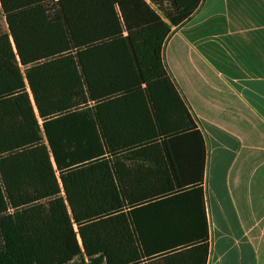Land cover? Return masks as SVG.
<instances>
[{
	"label": "trees",
	"instance_id": "obj_1",
	"mask_svg": "<svg viewBox=\"0 0 264 264\" xmlns=\"http://www.w3.org/2000/svg\"><path fill=\"white\" fill-rule=\"evenodd\" d=\"M203 1L0 0V264H206V138L163 62Z\"/></svg>",
	"mask_w": 264,
	"mask_h": 264
},
{
	"label": "crops",
	"instance_id": "obj_2",
	"mask_svg": "<svg viewBox=\"0 0 264 264\" xmlns=\"http://www.w3.org/2000/svg\"><path fill=\"white\" fill-rule=\"evenodd\" d=\"M163 62L206 138V264H264V0H204Z\"/></svg>",
	"mask_w": 264,
	"mask_h": 264
},
{
	"label": "rangeland",
	"instance_id": "obj_3",
	"mask_svg": "<svg viewBox=\"0 0 264 264\" xmlns=\"http://www.w3.org/2000/svg\"><path fill=\"white\" fill-rule=\"evenodd\" d=\"M0 29H2L3 31H6V25L4 23L1 13H0ZM72 264H82V263L79 259H77Z\"/></svg>",
	"mask_w": 264,
	"mask_h": 264
},
{
	"label": "water",
	"instance_id": "obj_4",
	"mask_svg": "<svg viewBox=\"0 0 264 264\" xmlns=\"http://www.w3.org/2000/svg\"><path fill=\"white\" fill-rule=\"evenodd\" d=\"M31 100H32V97H31ZM32 104H33V106H34V102H33V100H32Z\"/></svg>",
	"mask_w": 264,
	"mask_h": 264
}]
</instances>
